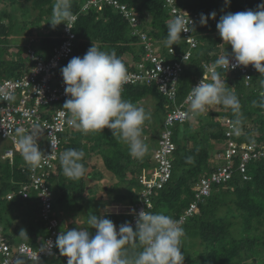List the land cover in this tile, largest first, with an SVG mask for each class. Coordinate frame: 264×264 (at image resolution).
<instances>
[{
  "label": "trees",
  "instance_id": "trees-1",
  "mask_svg": "<svg viewBox=\"0 0 264 264\" xmlns=\"http://www.w3.org/2000/svg\"><path fill=\"white\" fill-rule=\"evenodd\" d=\"M81 1L71 0V10L73 13L79 11ZM37 2L40 3V1ZM120 2L135 9L138 13L140 24L147 27V34L152 43H159L158 46L163 48L168 46L165 41L167 38L169 16L163 8V0H120ZM260 4H264V0H229V3H225V0L182 1V6L187 10L197 11L199 15L203 13L205 16H208L212 12L222 13L223 10H225L226 14L228 12L237 13L246 10H257V6ZM147 17L148 21L146 22ZM219 19H211L209 17L207 25L202 26L199 23L194 32L199 45L181 76L178 87L179 102L184 99L190 83L201 74L200 64L203 61L216 60L223 53L232 52L231 46L223 44L224 42L217 31L216 25ZM62 24L58 25L55 29L52 28V33L43 38L39 47L37 46L35 49L37 53L42 52L45 56L48 55L49 49L60 40ZM73 32L76 36L73 54L68 60L60 64L59 71L73 57H83L92 44L101 50L109 52L114 50L117 56L123 60L127 71L130 70V65L137 62L143 53L140 41L136 37L129 35L126 21L108 7L104 8L101 12L90 10L86 14H79ZM10 34L11 26H4L0 18V81L17 76L26 68L27 61L23 59L19 60V56L11 59L4 58L9 50L5 39H8ZM177 43L178 45L174 44L172 46L179 53L182 45L180 41ZM220 45H223L224 50L227 51L222 52ZM16 48L24 49L26 52V46H17ZM220 76H225L228 79L225 73H220ZM259 80H264V76H260L258 72L250 85L246 87L241 78L240 83L235 84L234 94L240 102V118L242 120L240 127L245 132L242 141H254L264 148V85L260 84L258 91L254 89ZM227 85L229 86L228 83ZM148 95L159 97L157 112H159L161 118H164L167 102L157 93L154 87L128 86L122 92V98L134 104H137L139 100ZM218 106L220 111L212 115V121L209 124L202 123L201 120L204 118L200 115L195 116L200 125L195 135H192L190 132L192 128L190 121H187L183 125L175 126L173 129V142L175 144L173 175L169 183L153 197V209L151 212L163 213L171 216L173 219H177L193 198L192 186L201 175L207 174L212 170L210 160H214V154L219 150H215L213 142L222 144L224 140V127L216 119L217 117L222 119L230 118L235 121L237 118L231 109H226L222 105ZM82 134H85V139L91 144L93 151L100 150L102 145H105L104 147L106 148H114V151L110 155L104 154L102 156L103 165L107 172L116 176L119 184H121V181L126 182L123 185H126L124 187L128 191L124 194H117L112 201L117 202V204L134 203L137 200L134 190L137 191L138 189V183L134 179V176L154 167L152 150L156 147L157 138L153 136L149 137V150L147 154L141 160H137L129 155V150L119 147L116 138L112 136L109 129L105 128L102 132L94 133H84L77 130L65 133L62 136L63 141L59 156L66 149L82 150V147H84L80 142L81 138H83ZM207 140H210L208 146ZM145 143L147 144V140ZM90 158L91 155L86 156L84 154L82 162L87 171L83 177L77 180L69 179L64 175L58 158L55 172L50 175V182L55 198L54 210L57 207L55 203L58 202L68 204V209L74 208L73 210L75 211L82 209L79 204H76V200L82 198V194L85 197L87 190L90 191L89 185L92 183L90 181L94 180V183L101 178L100 171L97 172L95 170V173H93V167L89 166L90 162L88 159ZM238 163L239 159H234V163L232 164V179L224 185L214 187L211 195L204 202L199 203L194 215L188 218L182 225L185 234L194 233V235H199L202 239L204 252L200 256L202 259L199 264L205 262V264H229L233 257L243 251H245V253L243 252L246 255L245 258H250L252 254H255L248 244H252L253 246L254 242L257 241L256 238L246 236L238 242H235L232 238H225L226 225L223 224V220H218L215 215L221 205L227 207L230 205L234 206L244 216V223L247 226H249L251 220L264 219V157L252 159L248 162L246 167V174L250 176V180L248 181H243L241 175L236 170ZM22 167L28 168V165L24 162L21 153L14 155L12 163L8 160H2L0 155V222L3 223L5 221L2 234L11 245L25 242L35 247L37 239L46 236L45 226L38 218L37 200L35 197L29 200L19 198L6 199L9 193L15 192L22 183L28 181V174L27 172H22ZM128 173L132 177L127 181L125 177ZM103 192L104 194H109L110 189L108 188V191L103 189ZM180 195L182 196L180 197ZM183 195H185L184 198ZM73 202L75 204H72ZM19 209H22L23 212L20 215L19 221H16L17 224L12 226L11 223L17 217L16 213H18ZM94 214L99 216L97 211H94ZM102 216L113 222H122L128 219V216L123 215L105 214ZM22 230L26 231L27 234L21 235ZM61 230L63 231L62 228ZM90 231L93 234L95 233V229ZM126 247H129L130 253L133 251L131 246ZM246 253H250V255L248 256ZM40 264H60V260L58 258H51Z\"/></svg>",
  "mask_w": 264,
  "mask_h": 264
},
{
  "label": "built area",
  "instance_id": "built-area-1",
  "mask_svg": "<svg viewBox=\"0 0 264 264\" xmlns=\"http://www.w3.org/2000/svg\"><path fill=\"white\" fill-rule=\"evenodd\" d=\"M182 1L163 0V8L169 16L168 22L176 16H181L191 28V20L194 21L193 30L181 33L182 49L179 53L173 46L163 48L152 43L147 29L140 24L138 13L133 7L120 2V0H82L79 11L73 13L76 19L72 24V29H68L66 25L62 24L60 40L49 49L48 55L45 56L42 52L37 53L32 47L34 39L31 38L29 44L26 45V68L17 76L0 81V139L10 140L13 146L2 154L1 159L12 163L14 155L21 153L14 139L17 130H20L21 134L37 133L39 135L38 144L40 145V142L44 141L45 150L43 153L47 161L34 171L29 166L28 168L22 167V172L28 174V181L22 183L18 190L6 196L7 200L14 198L29 200L35 197L38 205V218L45 226L46 236L38 238L36 246L33 247L25 242L11 245L1 233L0 264H15L17 258L28 264L43 263L51 258H58L60 264H66L67 261V257L61 256L58 248L55 247L57 235L62 230L61 221L54 210L55 198L50 175L55 172L63 141L62 136L65 133L78 130L66 123L69 114L66 109H63V104L69 97L65 95V84L58 68L73 54L76 41L73 28L79 14H86L90 10L101 12L108 7L125 20L129 35L140 41L143 53L137 62L130 65V70L127 71L128 81L123 85L122 92L128 86H150L154 87L167 102L166 114L158 131L156 147L152 150L154 167L134 176L138 183V189L135 191L137 200L132 204L112 206V209L117 210L111 211L112 214L128 216V219L122 222H113L117 226V230L125 222H130L135 229L138 213L141 210L151 211L153 197L171 180L175 150L173 129L195 117L191 114L190 101L188 100L192 87L199 84L203 78H205V82H211L210 76L213 71L238 74L246 87L257 75L258 71L251 65L237 66L234 69L230 66L228 70L227 67H215L216 60L203 61L200 64L201 74L190 83L184 99L179 102L178 87L181 76L199 45L194 32L200 20L199 13L187 10L182 6ZM228 53L230 64H234L235 60L231 57L232 52ZM226 54L227 52L220 56ZM7 97H11V99ZM34 124L39 125V130L33 127ZM221 124L224 127V140L219 150L214 154V160H210L212 170L201 175L192 186L193 198L188 207L176 219L181 222V226L194 215L199 203L204 202L211 195L214 187L224 185L232 179L234 159H239L236 170L242 180L248 181L250 180V176L246 174L248 162L264 157L262 146L254 141H242L245 132L240 126V134H236L233 130L234 121L232 119L224 118L221 120ZM51 143L54 145L53 148ZM48 240L53 244L52 255L41 253V245H47ZM38 255L39 260L37 259Z\"/></svg>",
  "mask_w": 264,
  "mask_h": 264
},
{
  "label": "clouds",
  "instance_id": "clouds-1",
  "mask_svg": "<svg viewBox=\"0 0 264 264\" xmlns=\"http://www.w3.org/2000/svg\"><path fill=\"white\" fill-rule=\"evenodd\" d=\"M209 17L215 19L216 12L208 16L201 13L199 23L206 26ZM75 19L71 0H55L48 22L53 29L61 23L72 29ZM193 25L191 20L189 28L183 17L176 16L167 24L166 45H178L181 33L193 30ZM216 27L223 44L231 46V57L235 63L230 64L227 52L216 59L214 66L229 70L230 66L234 69L251 65L260 76H264V4L258 5L257 10L228 12L220 17ZM60 73L65 95L69 97L63 104V109L69 114L66 123L84 133L102 132L107 128L113 137L128 147L132 158L141 160L149 150L142 133L151 113L143 106L122 98L123 85L127 83L128 76L126 66L116 52L101 50L92 44L83 57H73L60 69ZM210 80L205 82L203 78L192 87L188 97L191 114L205 115L214 106L222 105L236 115L233 130L240 134L242 120L238 97L220 73L213 71ZM261 84L264 85V80ZM33 127L39 130L38 124ZM17 135L15 142L31 170L47 162L40 150L37 133L21 134L17 130ZM51 145L53 148L54 145ZM83 157L82 150L72 148L60 154V164L67 178L77 180L84 176L87 170ZM86 224V227L67 228L57 235L55 247L61 256L67 257L66 264H184L181 249L185 232L181 222L169 215L141 210L136 217L135 229L130 222H125L117 230L113 221L97 214L88 215ZM90 229H95V233ZM20 234L27 233L22 230ZM126 246H131L133 251L130 253ZM52 247V241L48 240L47 245H41V253L52 255ZM15 264H25V261L17 258Z\"/></svg>",
  "mask_w": 264,
  "mask_h": 264
},
{
  "label": "rangeland",
  "instance_id": "rangeland-1",
  "mask_svg": "<svg viewBox=\"0 0 264 264\" xmlns=\"http://www.w3.org/2000/svg\"><path fill=\"white\" fill-rule=\"evenodd\" d=\"M37 1H40L38 3ZM0 0V18L1 22L4 26H11V34L8 37V39H5L9 46V50L5 55V59H11L15 58L16 56H19V60H26V53L24 49H18L17 46L25 47L29 44V40L31 38L34 39V42L32 43L33 49H36L37 46L39 47L40 42L43 40L44 37H46L48 34L52 33V26L50 25L49 20L53 12V6L55 3V0ZM45 1V2H42ZM188 1V0H187ZM231 5V4H230ZM232 6V5H231ZM228 7V6H227ZM226 12L223 10L222 13L216 12V17L220 18L221 15H225ZM4 15V16H3ZM212 19V18H211ZM148 21V17L146 18V22ZM145 29L146 26H143ZM159 44V43H157ZM220 50L222 52L227 51L224 50L223 45H220ZM19 50V51H18ZM127 57V56H126ZM129 59V58H128ZM8 75V74H6ZM228 79H226L225 76H221L222 79L226 81V83L229 84V87H231V90L235 92V84H239L241 77L238 74L235 73H229L227 74ZM262 80H259L257 84L254 86V89L256 91L259 90V86L261 84ZM245 90V89H244ZM250 90V89H248ZM247 91V90H245ZM158 101L159 97L155 96H146L139 100L137 104L139 106H143L148 112L151 113V118L147 120L143 126V133L142 138L143 140L147 139V145H149V137L153 136L157 138V133L160 130V125L163 120L161 116L159 115L158 111ZM220 111V108L218 105L214 106L212 110L209 111L208 114L200 115L202 118H204L202 123H211L212 115L216 112ZM222 118L217 117L216 121H218L221 124ZM191 123V134L195 135L196 131L200 128V125L198 124V120L192 118L190 120ZM75 132V131H74ZM83 138H81L80 142L83 144L84 147H82V151L86 156L91 155V158L88 159L89 166L93 167V173H95V170L101 173V178L93 183V181L90 186V191L87 190V193H85V197L82 194V198H79L76 200V204H79V206L82 207L80 211H75L73 209H68V204L63 203H55V213L56 216L59 218L60 227L63 229V231L77 228V227H86V217L90 214H94V211H97L99 216L105 215V214H112V212L117 211L112 209V206H117V202H113L114 197L117 196V194H124L127 193L128 189L124 187L126 182H122L119 184L117 182L116 176L112 175L111 173L107 172L103 165L102 156L110 155L114 148L110 147H104L105 145H102L100 147V150H92L91 144L87 142L85 139V134H82ZM16 138H18V135H16ZM207 138V137H206ZM117 143L120 148H124L128 150V147L119 141L117 138ZM145 142V141H144ZM213 142V141H211ZM190 143V142H189ZM210 144V140H207V146ZM18 148L19 145L17 144ZM12 142L8 139H0V155L8 150L11 149ZM40 150L44 152V141L40 142ZM149 147V146H148ZM213 147L216 149H219L221 147V144L214 143ZM20 150V148H19ZM21 152V151H20ZM211 164V162H210ZM92 170V169H91ZM132 176L129 175V173L126 175L125 179L127 181ZM123 183H125L123 185ZM126 186V185H125ZM108 188L110 189V193L104 194L103 189L108 191ZM182 195H180L181 197ZM185 195H183V198ZM89 202V203H88ZM107 203V204H104ZM72 204H75L73 202ZM76 208V206L74 205ZM23 210L19 209L18 213H16L17 217L15 220L12 221V226L14 224H17L16 221H19L20 215L22 214ZM216 217L218 220H223V224L226 225V233H224V237L228 239H233L235 242L241 241V239L245 238L246 236H252L257 239V241L254 242L253 246L252 244H248L250 248H252L253 252L255 254L251 255L250 258H245L246 255H244L245 251L242 253H239L237 256L233 257L229 264H264V219L260 218L259 220H251L249 223V226L244 223V216L240 214V212L234 207V206H225L221 205L216 213ZM5 221L3 223L0 222V234L2 233V228L4 227ZM92 230V229H90ZM247 230V232H245ZM187 236L186 238H183L182 243V253L185 257L184 264H199L200 260L202 259L200 256L204 252V245L201 241L202 239L199 237V235L192 234H185ZM184 236V237H185ZM216 244V243H215ZM248 256L250 253H246ZM216 262V261H215ZM206 263V262H205ZM202 263V264H205ZM27 264V263H26ZM29 264H35V263H29Z\"/></svg>",
  "mask_w": 264,
  "mask_h": 264
},
{
  "label": "crops",
  "instance_id": "crops-1",
  "mask_svg": "<svg viewBox=\"0 0 264 264\" xmlns=\"http://www.w3.org/2000/svg\"><path fill=\"white\" fill-rule=\"evenodd\" d=\"M189 2L196 1V0H188Z\"/></svg>",
  "mask_w": 264,
  "mask_h": 264
}]
</instances>
